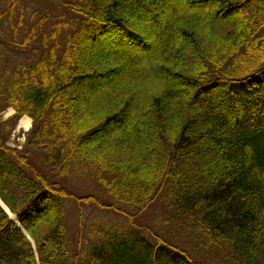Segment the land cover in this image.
Segmentation results:
<instances>
[{
  "label": "trees",
  "instance_id": "trees-1",
  "mask_svg": "<svg viewBox=\"0 0 264 264\" xmlns=\"http://www.w3.org/2000/svg\"><path fill=\"white\" fill-rule=\"evenodd\" d=\"M52 1L48 27L25 0L0 7V115L16 111L0 120V199L23 228L0 205V264H264V0ZM64 199L132 222L164 202L194 245L98 223L75 244Z\"/></svg>",
  "mask_w": 264,
  "mask_h": 264
},
{
  "label": "rangeland",
  "instance_id": "rangeland-1",
  "mask_svg": "<svg viewBox=\"0 0 264 264\" xmlns=\"http://www.w3.org/2000/svg\"><path fill=\"white\" fill-rule=\"evenodd\" d=\"M25 9L27 11L40 9L43 11V15L49 16V20L46 23V27H48L49 24L53 22V19L55 16L59 15V10L57 7L55 8V3L52 0H25ZM2 0H0V7H2ZM54 6V7H53ZM196 9V8H195ZM209 12H213V7H207ZM198 10V8H197ZM200 10V9H199ZM25 20L28 21V15H25ZM25 21V23L27 22ZM25 29L21 28L18 37L23 35ZM110 50V47L104 48V47H97L93 49L92 52H88L86 56V60L95 59L97 61L96 63L100 64V61L103 59L108 58L107 52ZM110 58V57H109ZM99 61V62H98ZM109 63V62H108ZM100 66V65H97ZM136 67V64L123 65V67H118L116 64H107V68L109 71H115V77L111 79V81H107L106 83L103 82L101 85L104 86H111L113 84V81L115 79H118L120 76L122 78L127 75V71L133 72ZM104 68V69H105ZM108 83V84H107ZM90 88L82 87L79 89V101H82L85 96H87L90 92ZM77 100V99H76ZM16 111L14 108H9L6 112L0 115V120H8L12 118L15 115ZM28 117V116H24ZM22 117L19 122L18 126L16 127V130L12 134L11 146H18L19 148H22V146L26 142L27 135L30 133L32 127H33V121H32V127L30 131H25L20 127L21 120L24 118ZM67 187L75 194L81 195V194H95L97 197H99L103 202H108V198L105 194V192L102 190V187L94 183L92 180L89 179H81V178H73L70 177L66 181ZM101 188V189H100ZM65 205L67 208V225L69 228V233L71 236L72 241L77 244L81 235L83 239H86V231L91 223H98V224H106V226H116L119 228V230L122 232H129L132 227L140 229V231L145 233L146 237L149 239V241L155 243L157 241L156 238L163 239L167 244L173 245L174 247L182 250H188L190 247L194 244L192 233L186 232L181 234L179 233L180 228L182 227V224H185L184 222L180 221L183 219V217H176L174 215V212L172 209H169L167 205L164 202H156L151 207L147 209V211L140 215L136 216L132 222L129 217H127L124 214H121L117 211L110 210V209H102L100 207L94 206V205H87L83 204V216L82 219L79 215L78 205L75 204V202L71 199H64ZM125 210L128 213L136 214L135 209L125 207ZM178 220L180 225H178V222L175 223V221ZM179 228V230H174L173 227ZM176 233V235H175ZM34 243V242H33ZM205 261V260H204Z\"/></svg>",
  "mask_w": 264,
  "mask_h": 264
},
{
  "label": "bare ground",
  "instance_id": "bare-ground-1",
  "mask_svg": "<svg viewBox=\"0 0 264 264\" xmlns=\"http://www.w3.org/2000/svg\"><path fill=\"white\" fill-rule=\"evenodd\" d=\"M20 127L22 129H24L25 131H30L31 127H32V121L29 117H24L22 120H21V123H20ZM10 217L11 219H13L14 221L17 222V216L10 213Z\"/></svg>",
  "mask_w": 264,
  "mask_h": 264
},
{
  "label": "water",
  "instance_id": "water-1",
  "mask_svg": "<svg viewBox=\"0 0 264 264\" xmlns=\"http://www.w3.org/2000/svg\"><path fill=\"white\" fill-rule=\"evenodd\" d=\"M0 205L3 207V209L7 212V214L10 216V210L5 206V204L1 201V199H0ZM17 225L19 226V228H21L22 229V227H21V225H20V223H19V221L17 220Z\"/></svg>",
  "mask_w": 264,
  "mask_h": 264
}]
</instances>
